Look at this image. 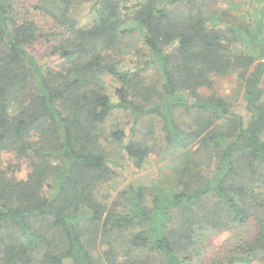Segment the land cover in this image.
<instances>
[{
	"label": "trees",
	"instance_id": "16d2710c",
	"mask_svg": "<svg viewBox=\"0 0 264 264\" xmlns=\"http://www.w3.org/2000/svg\"><path fill=\"white\" fill-rule=\"evenodd\" d=\"M76 1L58 0L60 14L48 12L55 26L45 28L24 1L0 0V264L264 259V16L210 25L195 0H89L95 19L82 25L72 17ZM135 30L142 54L126 45ZM42 37L57 66L30 51ZM232 72L247 116L207 92L214 75ZM107 76L119 83L113 93ZM118 110L132 119L123 148L138 167L159 144L180 162L170 189L129 183L112 203L99 199L117 164L103 142L127 137L108 131ZM138 131L155 145L134 138ZM8 154L29 161L26 178L10 173ZM221 231L231 232L228 252L208 256V238Z\"/></svg>",
	"mask_w": 264,
	"mask_h": 264
},
{
	"label": "rangeland",
	"instance_id": "374dc122",
	"mask_svg": "<svg viewBox=\"0 0 264 264\" xmlns=\"http://www.w3.org/2000/svg\"><path fill=\"white\" fill-rule=\"evenodd\" d=\"M24 1L23 5L25 6L24 12L29 13L33 10V3H36L39 0H22ZM135 0H120L122 5H129ZM197 7L201 8V11L208 20L210 25L215 23H227L231 20H241L242 22L250 23L253 21V16L256 13L257 15L264 16V0L260 3V0H195ZM91 5L93 1L82 2L77 0L72 6V17L79 22V24L87 25L92 23L95 19V11H92ZM44 7L46 9L43 12H34L30 13L36 22L42 27H49V25L55 26V22L52 18L53 15H50L48 12H55L57 15L60 14L61 8L58 0H52L47 2ZM52 13V12H51ZM135 24H128L127 27H133ZM225 27V25H222ZM126 40V45L131 49L132 54H142L143 41L142 36L139 34L138 30L124 36ZM30 51L36 56L38 61L45 67L57 66L59 58L51 52V43L46 37L37 39L34 43L29 46ZM244 49V47H243ZM131 53L129 52L127 58H130ZM139 56H133V61L137 60ZM142 59V57H141ZM143 57V61H144ZM127 63H130V60H126ZM154 75V72H150ZM214 90H209L207 92L216 91L219 94L228 98L232 103L234 109L244 116H247V110L245 107V102L243 100V87L238 81V75L236 72H232L228 75H214ZM108 81L111 92L113 91V86L118 85L119 83L113 80L110 76L106 77ZM113 93V92H112ZM189 120L187 114L182 115V120ZM132 119L128 112L124 110H118L114 112L113 115L109 118L107 122V128L110 132L112 129L120 128L127 133L122 141L115 140L112 136L108 137L107 140H104L103 145L110 158L116 159L117 164H113L114 174L106 182L101 183L98 189V197L100 200L110 204L112 203L119 192L127 186L129 183H135L142 185L144 187L158 188L159 186H167V189L172 187V182L175 178V175L178 171H181V164L175 160V155L170 154V151L163 152V144H159L154 147V150L150 153L148 158L145 160L144 164L141 167H138L135 164V159L128 156L123 148V145L130 140ZM143 126V125H142ZM156 129V128H155ZM148 131V129H147ZM146 124L141 130V134L146 132ZM140 136V132L134 138L148 139L150 146L155 145L156 141L152 136ZM132 138V137H131ZM197 148V145L190 148L186 153L194 151ZM184 158H185V154ZM8 163L14 166V170H10V173L15 174L18 178H26L30 167L27 160L15 157L13 154L6 155ZM52 185H56V181L51 180ZM45 189L48 192H52L53 189L49 186H46ZM148 205L152 199L151 195H148ZM252 227L243 232H252ZM6 234L9 233L8 229H5ZM231 236L230 231H221L213 234L208 238L207 241V255L213 256L228 252L229 247L227 246V240ZM65 264H73L71 261L67 260ZM252 264H264V259L260 258L254 260Z\"/></svg>",
	"mask_w": 264,
	"mask_h": 264
}]
</instances>
